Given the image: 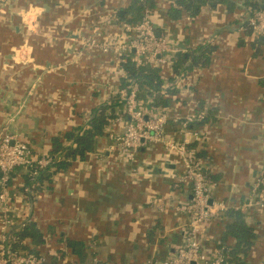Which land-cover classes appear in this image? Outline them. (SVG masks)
Masks as SVG:
<instances>
[{
  "label": "crops",
  "instance_id": "crops-1",
  "mask_svg": "<svg viewBox=\"0 0 264 264\" xmlns=\"http://www.w3.org/2000/svg\"><path fill=\"white\" fill-rule=\"evenodd\" d=\"M128 1L0 0V132L15 134L35 157L47 155L56 139L62 146L57 155L74 146L63 134L81 130L110 104L123 76L119 52L81 42L95 27L100 43L125 40L113 21ZM169 1H156L154 28L171 46L187 49L178 73L164 81L163 89L178 96L167 111L203 115L201 125L190 126L203 137L190 145L202 153L211 200L238 206L264 198V185L252 195L264 177V35L242 25L253 0L204 5L193 18L182 13L177 20L167 15ZM207 45L212 49L203 57ZM111 115L85 159L50 168L48 180L32 183L17 169L0 186L9 236L33 221L42 242L24 238V246L48 264H160L182 244L188 216L178 206L190 201L191 189L180 162L159 144L139 149L132 163L120 160L110 134L121 133L127 117L119 105ZM178 127L170 119L165 133L172 136ZM243 213L254 233L243 264H264V207ZM1 220L0 213V239ZM228 220L221 216L201 227L208 255L218 251Z\"/></svg>",
  "mask_w": 264,
  "mask_h": 264
},
{
  "label": "built area",
  "instance_id": "built-area-1",
  "mask_svg": "<svg viewBox=\"0 0 264 264\" xmlns=\"http://www.w3.org/2000/svg\"><path fill=\"white\" fill-rule=\"evenodd\" d=\"M113 18L112 16L105 24L112 22ZM243 19V29H249L258 36L264 35V10L258 9L244 16ZM113 22L134 36L114 43H100L97 40L100 28L95 27L89 36L83 38L82 45L90 48L97 47L104 52L111 50L120 54L133 52L136 56V64L147 60L153 65L160 67L167 65L168 68L170 59L176 53L185 52L187 49L171 46L165 36L158 35L149 12H145L137 24L115 22V20ZM137 93L138 85L135 81L113 91V96L118 98V103H121L127 117L124 130L119 134H110V139L115 143L120 160L132 163L139 149L151 144H159L165 151L172 153L178 159L183 168L181 179L188 182L191 189L190 201L178 206V209L185 211L188 216V221L182 228V244L175 248L167 260L160 264H235L228 260L227 254L222 250H218L212 256L208 255L200 243V229L202 225L217 220L230 209L243 212L248 206L264 207V198L249 200L248 203L238 206L226 201L211 200L209 180L204 174L195 150L190 147L192 140L199 141L203 137L201 130L192 131L190 129V126L202 119L203 115L190 113L184 116L178 114L171 116L166 108L160 110L158 115L153 117L142 110ZM170 119H174L179 124L176 133L172 136L165 133V126ZM61 159V157H52L48 154L35 157L31 147L20 141L15 134L7 131L0 132L1 188L5 187L8 174L17 167L27 168L35 176L41 170L52 168L54 162ZM260 180L261 175L252 188L253 196L257 195L255 191ZM0 200L4 201L2 192H0ZM5 212L4 206L0 210L3 232L0 239V264H48L40 253H33L29 249L15 246L18 238L9 236L7 230L9 220L5 216ZM22 225L23 223L20 228ZM21 243L24 244V241ZM89 264L105 263L93 259Z\"/></svg>",
  "mask_w": 264,
  "mask_h": 264
},
{
  "label": "trees",
  "instance_id": "trees-1",
  "mask_svg": "<svg viewBox=\"0 0 264 264\" xmlns=\"http://www.w3.org/2000/svg\"><path fill=\"white\" fill-rule=\"evenodd\" d=\"M156 1L157 0H129L123 10L124 14H116L115 20L116 22L137 24L141 20L144 13L149 12L151 14V21L153 25H155L156 13L154 12V9L157 7ZM226 1L227 0H171V2L169 1L166 11L170 19L173 20L180 18L182 13H186L193 18L202 6H213L216 3H224ZM259 1L264 3V0ZM259 1L253 0L249 2L248 14H251L259 9ZM105 18H107V16L103 19ZM103 19L101 18V22ZM122 33L124 34L123 38L126 39L133 35L125 31ZM165 37L170 43L168 37ZM211 49V45L205 46L200 55L206 57V54L209 53ZM183 54L184 53L182 52L176 53L173 58L170 59L169 68L167 65L162 67L153 65L150 62H147V60H144L141 64H136V56L133 52L121 54V62L119 65L123 71V76L121 78L120 87L128 86L131 81H135L138 85L137 97L142 110L149 113L150 116H157L160 110L166 109L174 100L176 101L178 98L176 89H163V85L165 80H172L176 73H178L179 68H181L184 64ZM165 68L172 71L171 76H165L163 74V70H165ZM115 105L121 106V103H118L117 97H114L110 104L98 108V110L94 113V117L90 119L84 128L79 131L72 129L65 132L63 137L65 139L72 140L74 146H68L65 150H63L64 152H62V154L57 155L61 145L59 140H54V145L52 146L53 148L48 155H51L52 157H60L61 155L63 158L62 160L54 162L52 171L57 170L60 167H64L75 159H85L87 154L92 151L97 138L103 134V128L109 123L110 117H112L111 114L113 112V107ZM110 112L111 114H108ZM201 124L202 120L193 123L191 127H196ZM193 146L194 144L190 145L191 148H193ZM193 149L195 150V148ZM195 153L198 158L202 156V153L199 150H195ZM17 169L26 181L31 183L33 181H41L42 179L48 180L52 175V171L48 172L49 170H41L40 174L34 176L31 170L27 168L17 167L15 170ZM14 171L8 174V181L12 178ZM204 174L207 179H211V177L206 173ZM262 179L263 182L257 186L255 191L258 196L261 192H263L264 177H262ZM222 216H227L229 220L226 222L225 232L221 242L218 244V250L224 251L227 254L229 261L235 264H243L244 257L247 255L249 248L252 246L254 233L251 227L247 226L244 222V213L240 210L230 209ZM204 226L205 224L202 225V228H204ZM13 236L18 238V242L15 246L20 248H25L24 244L21 243L24 238H30L34 244L42 242L41 235L38 232L35 223L31 220H26L23 223L22 228L15 231ZM228 237L229 239H232L231 243L226 241ZM29 251L38 253L35 249H29Z\"/></svg>",
  "mask_w": 264,
  "mask_h": 264
},
{
  "label": "water",
  "instance_id": "water-1",
  "mask_svg": "<svg viewBox=\"0 0 264 264\" xmlns=\"http://www.w3.org/2000/svg\"><path fill=\"white\" fill-rule=\"evenodd\" d=\"M259 9L264 10V4L263 3H259ZM124 13V11L120 12V15H122ZM159 35V33H157Z\"/></svg>",
  "mask_w": 264,
  "mask_h": 264
}]
</instances>
